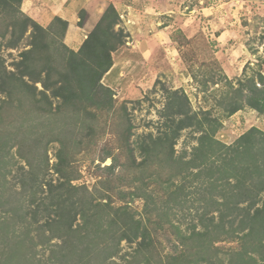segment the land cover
I'll use <instances>...</instances> for the list:
<instances>
[{"label": "trees", "instance_id": "obj_1", "mask_svg": "<svg viewBox=\"0 0 264 264\" xmlns=\"http://www.w3.org/2000/svg\"><path fill=\"white\" fill-rule=\"evenodd\" d=\"M22 3L23 0H0V18L3 20V23L0 20V39L5 40L4 46L18 48L30 32L29 47L20 52L18 59L7 65L5 58L0 57V177L12 174L15 184L20 183L24 189L23 195L27 197L23 196L24 203L20 206L24 211L20 223H26L31 216L34 223L39 224L35 232L39 228L43 235L45 231L50 232L43 244L48 246L51 255L44 264H70L71 259L74 260L71 264H120L115 257L120 256L123 241L136 243L133 252L122 254L124 264H264V194L262 199L260 196L264 193V132L253 126L233 143L222 142L216 136L222 119L213 114L212 108L193 111L190 98L182 88L167 89L166 103L159 112L165 118L158 124L159 133L149 131L134 144V124L126 102L116 106L114 91L102 82L114 65L113 54L126 43L127 34L120 27L118 9L110 3L80 47L73 49L65 43L67 20L56 16L51 24L43 26L22 10ZM85 19L86 11L82 10L78 24L82 26ZM246 67L245 77H239L237 85L226 78L227 89L218 98L223 116H231L245 106L264 113V71L258 70L248 76ZM11 110L19 117H26L21 124L27 119L71 111L76 118L74 124L81 128L85 139L81 138L79 144L85 143L87 148H96L99 141L105 139L106 132H99L97 122L101 111L107 110L105 116L111 117L116 125L112 130L115 140L101 155L102 162L108 157L113 159L111 165L103 168L108 172L107 176L100 180L105 191L102 196L109 197L108 202L93 203L91 198L76 196L81 188L87 191L85 185L73 184L80 175L75 165L80 151H72L58 135L51 136L46 142V146L56 140L61 143L53 166L57 181L46 178L48 166H42L41 170L37 168V172L35 155H31L29 144L19 131L21 128L18 127L9 140L1 137L5 134L6 116ZM9 123L14 127L15 120ZM187 129L198 141L188 159L186 150L177 155L175 149ZM33 139L40 144V138ZM14 147L15 155L25 164L14 160ZM136 151L140 161H137ZM43 152L48 162L47 147ZM26 166L29 169L26 170ZM164 168H169V176L163 183L175 177L185 179L190 173L197 179H206L207 187L219 186L226 181L230 186L219 192L221 200L212 197L207 203L217 211L218 218L212 216L207 220L203 215L200 218L202 230L193 225L189 235L178 231L169 217L174 209L173 202L186 196L187 189L184 182L178 186L172 183L168 189L164 187L157 180V177L163 178L161 170ZM194 169H198L197 172ZM128 170L141 174L130 180L126 174ZM134 182L140 183L139 187L134 186ZM152 183L157 187L149 191L147 187ZM44 186L47 195L39 201L37 193ZM123 188L128 189L123 199L132 195L144 200L145 218H138L128 204L113 206V194ZM259 201L262 204L258 205ZM242 203L247 206H241ZM0 206L5 214L11 212L8 203ZM102 209L106 217H110L107 221L110 225L105 222V215L99 214ZM78 216L83 219L82 223H76ZM215 218L219 220L217 223ZM92 223H97L100 233L111 237L94 246L95 250L73 241L77 236L89 238L93 233ZM164 223H168L172 236L173 247L168 252L163 251L158 237ZM56 235L62 237L61 243H52ZM226 240H237L241 245L239 249L216 245ZM7 245L11 243L5 241L0 246L1 264L8 261ZM220 251L232 255L227 263L219 255ZM252 253H257L258 257ZM28 255L29 260L30 257L35 259L37 253L29 251Z\"/></svg>", "mask_w": 264, "mask_h": 264}, {"label": "rangeland", "instance_id": "obj_2", "mask_svg": "<svg viewBox=\"0 0 264 264\" xmlns=\"http://www.w3.org/2000/svg\"><path fill=\"white\" fill-rule=\"evenodd\" d=\"M132 1L136 3L137 7L139 6L145 16L144 18L142 17L140 22H136L135 27L130 28L126 23H123L124 21L121 18L120 27L127 34L126 42L131 44L129 47L132 50L140 51L142 55H138V51L124 50L125 48L122 46L118 52L113 54V57L116 60L118 59L117 62L119 63L125 60L128 61L120 64L118 70L114 72L115 74H113V71L112 73L110 71L107 72L102 82L110 86L114 91L116 106L126 102L130 118L134 124V135L132 136L134 144L140 136L149 131L154 132V134L159 133L158 124H162L165 120L159 112L166 103L167 89L182 88L190 98L193 111L212 108L213 114L220 116L222 119V126L216 134L217 138L222 142L233 143L253 126L264 132V113L245 106L244 109L231 116H223V112L218 107V98L222 95L221 92L227 89L225 85L226 78L237 85L238 78L245 77V65H247L248 76L258 70L264 71V63L262 67L259 66V63L264 62V0H205L209 7V9H204L205 13L200 10L189 12L185 8V5H188L190 9H193L199 0H165L167 3L163 2L164 5L159 7L164 9L160 13L162 20H156L152 24L149 18L154 16L152 8L157 9L159 0ZM169 3L181 4L182 14L180 16L174 14V17L173 15H168ZM36 7L41 8V5L36 4ZM146 7H149V9ZM21 8L23 11L26 10V6ZM159 8L157 9L158 11L160 10ZM166 18L172 21L173 26L167 30L165 29L163 33H159L157 28L163 27L165 23H168ZM0 20L3 23L2 18ZM29 34L30 32L27 33L19 47L15 49L5 47V40L0 39V57L5 58L7 65L18 59L20 52L29 47ZM162 44H165L164 48ZM124 45L126 46L127 44L125 43ZM125 52H129L132 55H127V58L122 59L126 56ZM128 56L131 58L128 59ZM10 68L12 69L11 66ZM38 86L41 88V84ZM1 97L2 94L0 93ZM107 112V110L101 111L100 120L97 122L100 127L99 132L105 131L106 137L104 140L99 141L96 148L93 146H88L87 148L85 143L84 145L79 144L81 138V140L85 139L81 128L74 124L76 118L71 111L49 114L47 117L27 119L25 124H21L26 117H19L15 110H11V114L6 116L8 119L7 125H4L5 134L1 135V137L4 140H9L13 137L15 130L18 127L19 129L21 128L19 131L20 133L22 132L21 135L26 140L25 143L29 144L31 155H35L34 165L36 171L38 172V169L41 170L42 166H48V170L45 171L46 178H53L54 182H56L58 177L54 172L53 166L57 161L56 151L60 148L61 143L56 140L46 146V142L51 136L58 135L67 142L72 151H80L75 158V165H77L80 175L73 181V184L77 186L85 185L87 191L81 188L75 193L76 196H84L85 199L91 198L93 203L99 201L105 203L108 202L109 197L102 196L105 191L100 180L107 176L108 172L103 168L111 165L113 159L108 157L102 162L101 155L104 148L111 145L115 140L112 132L114 125L111 117L105 116L108 114ZM110 115L112 116V114ZM10 120L12 122L15 120L14 127L9 123ZM114 128H116V125ZM11 129L14 130L12 131ZM33 137L35 139L36 137L40 138V144L34 142ZM197 144L198 141L194 139L190 129L184 130L175 146L176 154L180 155L186 150L188 159L190 152ZM45 147H47L48 162L43 152ZM15 151L16 148L14 147L12 149L15 156L14 160L18 161V164H25L24 160L18 159ZM136 157L137 161L141 160L138 151H136ZM27 169H29V166H26ZM168 169L164 168L161 170L163 178L157 177V180H160L161 183L164 182V178L169 176ZM14 170H16V167ZM197 170L194 169V172H197ZM15 172L13 171V174ZM126 174L131 180L135 175L141 174V172L128 170ZM39 176L42 175L39 174ZM183 182L186 185L187 194L179 197V201L173 202L174 209L169 218L178 227V231L189 235L193 225H196L199 230L203 229L200 220L201 216L205 215L207 220L212 218V216L218 218L217 211L213 210L214 207L208 206V200L212 197L216 200H221L222 197L219 192L225 187L229 188L230 185L226 181H222L219 186H210L208 184L209 187H207L205 185L206 179H197V176L192 173L188 174L185 179L183 177H175L163 184L168 189L172 183L178 186ZM135 185L139 187L140 183L134 182ZM156 187L152 183L147 188L151 191ZM161 187L163 186L161 185ZM23 192L24 189L21 188V184H15L12 174L6 178L0 177V205L8 203V207L11 210L10 213L5 214L6 212L0 206V246L5 241L11 243V245H7L9 253L6 264H33V262L35 264H44L51 255L48 246L43 244L46 241V235L50 232L45 231L43 235L40 228L35 232L39 224H35L31 216L26 219V223H20L24 213L20 209V206H23L24 203L22 200ZM124 192H128V189L123 188L121 192L113 194V206L118 207L128 204L129 209L131 208L138 218H145L143 216L144 200L137 197L134 198L132 195H128L127 198L123 199ZM263 194L260 195L261 199ZM46 195L47 188L44 186V189H40L37 193V197L40 201ZM260 204H262V201H259L258 205ZM241 206H247V203H242ZM207 209H209L208 213L205 212ZM99 214L106 217L104 209L101 212L99 211ZM109 219L110 217H106L105 222ZM214 220L216 223L219 221L216 218ZM43 221L42 219L40 224ZM82 221L83 219L78 216L76 223H82ZM167 224H162L158 234L159 241L162 242L163 251L165 252L170 251L173 247L172 236L169 232L170 227ZM28 225L31 227L29 228ZM91 230L93 233L89 238L85 237V235L77 236L73 241L77 244L81 242L84 247L89 246L95 250L94 246L111 239L110 236L100 233V230L97 229V223H92ZM13 233L15 234L13 235ZM53 238L52 243L58 244L62 242V237L59 235ZM112 242H115L114 239ZM216 245L222 246L224 249H239L241 243L237 240H226L220 241ZM135 247L136 243L129 244L127 241H123L120 245V256L115 257V261L124 264V253L133 252ZM29 251L35 255L37 253L35 259L30 257L29 260ZM252 254L258 257L257 253ZM219 255L224 259L225 263L232 257L229 253L222 251L219 252ZM67 261L69 263L70 259ZM73 261L71 259V262ZM109 263L107 262L106 264Z\"/></svg>", "mask_w": 264, "mask_h": 264}, {"label": "crops", "instance_id": "obj_3", "mask_svg": "<svg viewBox=\"0 0 264 264\" xmlns=\"http://www.w3.org/2000/svg\"><path fill=\"white\" fill-rule=\"evenodd\" d=\"M124 2L125 4H123ZM163 2L167 3L165 0H159V6L157 7V9L161 5H164ZM110 3H113L114 6L118 9L121 18L124 21L123 23H126L129 28L135 27L136 22H140L142 17L144 18L145 16V14H142L144 12L139 9V6L137 7L136 3H134L132 0H23L22 6H26V10L24 11L25 13L33 17L37 22H39L43 26H48L49 24H51V22L56 16H60L63 19L67 20L69 22V26L66 33L67 35L65 36V43L70 48L78 49L84 39L87 37V34L93 29V27L98 22V20L100 19V17L102 16V14ZM36 4L41 5V8L36 7ZM146 8L149 9V7ZM181 8L182 5L179 3L170 4L168 15H173L174 17V14H178L180 16L182 14ZM185 8H187L186 10H188L189 12H195L200 10L203 11V13H205L204 9H209L207 4L205 3V0H199L198 4L196 3V5H194L193 9H190L188 5H185ZM157 9L155 10L154 8H152V10H154V16H150L149 18L151 24L152 22H156V20H162L160 18V13H162L164 9L159 8L160 12ZM82 10H85L87 12V16L84 21V24L80 26L78 22L80 21L79 14ZM166 19L168 20V23H165L163 27L157 28L159 33H163L165 29L167 30L169 28H172V21H170V19L168 18ZM126 44L128 45V47L127 45H123V48H125L124 50L129 49L130 51H138L132 50L131 47H129L131 44H129L128 42H126ZM162 46L164 48L165 44H162ZM125 53L126 56L122 59L127 58V55H132L129 52ZM137 54L142 55L140 51H138ZM130 58L131 57L128 56V59ZM117 60L116 58H114V65L111 68L110 73H112L113 71V74H115L114 72L118 70L120 64L126 63L128 61L125 60L124 62L119 63L117 62Z\"/></svg>", "mask_w": 264, "mask_h": 264}]
</instances>
